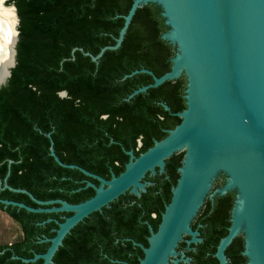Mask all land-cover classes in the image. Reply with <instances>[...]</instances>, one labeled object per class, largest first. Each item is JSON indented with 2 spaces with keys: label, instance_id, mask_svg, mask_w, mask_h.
<instances>
[{
  "label": "trees",
  "instance_id": "1",
  "mask_svg": "<svg viewBox=\"0 0 264 264\" xmlns=\"http://www.w3.org/2000/svg\"><path fill=\"white\" fill-rule=\"evenodd\" d=\"M132 2H6L16 8L19 36L16 65L0 89V181L9 173V187L25 189L44 201L53 194L49 190L53 185L63 184L56 172L66 170L50 155V140L65 164L66 144L91 158L106 147L99 142L103 138L125 141L144 135L145 151L152 147L153 137L162 140L180 124L177 113L186 108L183 75L126 100L138 88L153 83V78L142 72L125 76L146 69L160 77L170 70L175 48L161 39L168 27L158 5L149 3L136 10L116 50H106L97 62L84 54L96 56L102 48L115 45ZM61 92L66 96H59ZM79 138L85 140L84 146ZM0 199L40 208L27 194L8 188L0 189ZM0 210L24 235L20 241L0 246V264H41L42 260L25 263L22 259L34 257L33 236L44 228L36 222L48 214L2 203ZM39 246L46 251L47 243Z\"/></svg>",
  "mask_w": 264,
  "mask_h": 264
},
{
  "label": "water",
  "instance_id": "2",
  "mask_svg": "<svg viewBox=\"0 0 264 264\" xmlns=\"http://www.w3.org/2000/svg\"><path fill=\"white\" fill-rule=\"evenodd\" d=\"M149 3L161 8V17L168 27L161 39L175 48V54L170 59V70L160 77L146 69L125 76L142 72L153 78V83L138 88L126 100L183 75L186 108L177 113L181 122L138 157L128 152L130 160L118 177L106 181L81 169L97 177L100 185L95 187L88 183L95 188V196L77 205L62 200H37L25 189L9 187L8 173L0 181V189L25 193L40 205L58 203L60 207L32 208L0 199L4 207L12 205L35 213H74L58 223L53 238L43 240L50 242L47 251L22 259L25 263L41 258L43 264H53L52 257L63 238L85 216L129 192L139 196L140 191H145V181L150 174L157 168L163 172L166 161L184 152L171 201L162 214L157 232L149 237V247L144 248L145 256L140 264L170 262L182 244V234H189L194 228L211 183L219 173L225 176L226 183L213 195L235 192L229 235L220 249L242 233L248 264H264V0H133L127 15L123 16L124 24L115 45L102 48L96 56L84 54L97 62L106 50H116L136 10ZM11 7L18 18L16 8ZM10 64L2 68L7 76L0 77V89L6 86L16 65V46ZM65 95V92L60 94ZM46 136L51 139L50 134ZM49 149L58 165L75 167L58 158L52 140ZM243 210H247V214L241 216ZM218 257L224 264L220 253Z\"/></svg>",
  "mask_w": 264,
  "mask_h": 264
},
{
  "label": "flooded vegetation",
  "instance_id": "3",
  "mask_svg": "<svg viewBox=\"0 0 264 264\" xmlns=\"http://www.w3.org/2000/svg\"><path fill=\"white\" fill-rule=\"evenodd\" d=\"M152 140L154 145L161 139L153 137ZM146 141L144 135L125 141H107L103 138L99 142L105 143L106 147L102 148L100 154L91 158L78 153L70 143L66 144L62 158L65 164L75 167H64L66 170L56 172L63 184L53 185L49 189L53 194L44 201L62 200L70 205H77L91 199L96 190L87 184L98 187L100 180L97 177L106 181L118 177L125 171L130 160L128 152H132L135 158L138 157L148 149L142 150ZM79 143L84 146L85 140L79 138ZM182 158L183 153L179 152L170 161L165 162L163 172H159L157 168L153 175L150 174L145 181V191H140L139 196L129 192L94 214L85 216L63 238L62 244L52 257L53 264H140L145 256L144 248L149 247V237L152 232H157L162 214L170 202L172 189L179 177L178 170L182 165ZM81 169L97 177L85 174ZM224 181V176L220 175L215 182L214 191L221 187ZM55 190L59 192L55 193ZM214 191L205 198L194 228L191 233L183 235L182 244L168 264H222L219 253L224 264H248L244 255L245 240L242 233L220 249L222 241L229 235L235 192L230 191L219 196L213 195ZM37 205L40 208L60 207L58 203ZM44 213L48 214L47 218L36 222L44 228L33 236V242L36 244L30 249L33 256L47 251L50 242L43 240L53 238L58 223L64 222L74 214L70 211ZM45 243L46 251L43 252L39 245ZM39 260L42 259L36 261Z\"/></svg>",
  "mask_w": 264,
  "mask_h": 264
},
{
  "label": "bare ground",
  "instance_id": "4",
  "mask_svg": "<svg viewBox=\"0 0 264 264\" xmlns=\"http://www.w3.org/2000/svg\"><path fill=\"white\" fill-rule=\"evenodd\" d=\"M5 0H3L2 6H0V77L7 76L6 71L2 68H6L11 65V60L14 58L15 46H16V33H17V18L14 10L11 6H5ZM247 214V210H243L240 215Z\"/></svg>",
  "mask_w": 264,
  "mask_h": 264
},
{
  "label": "rangeland",
  "instance_id": "5",
  "mask_svg": "<svg viewBox=\"0 0 264 264\" xmlns=\"http://www.w3.org/2000/svg\"><path fill=\"white\" fill-rule=\"evenodd\" d=\"M5 1L7 2L8 0H5ZM6 2H5V6H13L11 4L6 5ZM17 28H18V25H17ZM182 153L184 154V152H182ZM220 175H222V174L219 173L216 176V178L212 181L211 186L209 188V191L207 193V196H210V194L214 191L215 182L217 181V178L220 177ZM225 183H226V181H224L222 186H224ZM221 187H219V188H221ZM183 235H184V233L182 234V237H183ZM21 238H22L21 229L19 228L17 223L14 222L5 212L0 210V246L6 245V244H11L13 242L20 240Z\"/></svg>",
  "mask_w": 264,
  "mask_h": 264
},
{
  "label": "clouds",
  "instance_id": "6",
  "mask_svg": "<svg viewBox=\"0 0 264 264\" xmlns=\"http://www.w3.org/2000/svg\"><path fill=\"white\" fill-rule=\"evenodd\" d=\"M2 4H3V0H0V6H2ZM17 22H18V18H17ZM16 36L17 37L19 36V33L18 32L16 33Z\"/></svg>",
  "mask_w": 264,
  "mask_h": 264
}]
</instances>
